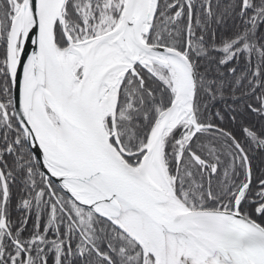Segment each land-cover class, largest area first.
Masks as SVG:
<instances>
[{
  "label": "snow or ice",
  "instance_id": "obj_1",
  "mask_svg": "<svg viewBox=\"0 0 264 264\" xmlns=\"http://www.w3.org/2000/svg\"><path fill=\"white\" fill-rule=\"evenodd\" d=\"M0 264H264V0H0Z\"/></svg>",
  "mask_w": 264,
  "mask_h": 264
}]
</instances>
